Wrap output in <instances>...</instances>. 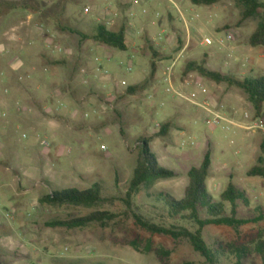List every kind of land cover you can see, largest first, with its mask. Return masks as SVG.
Wrapping results in <instances>:
<instances>
[{
	"label": "rangeland",
	"instance_id": "374dc122",
	"mask_svg": "<svg viewBox=\"0 0 264 264\" xmlns=\"http://www.w3.org/2000/svg\"><path fill=\"white\" fill-rule=\"evenodd\" d=\"M38 1L42 13L0 16V64L4 53L9 64L22 67L8 83L0 73V264H206L187 241L141 230L123 203L140 152L136 141L154 135L168 121L172 127L167 137L155 139L149 148L157 163L176 176L140 190L132 198L134 211L150 224L194 232L197 225L190 216H171L151 194L182 198L188 171L210 150L206 188L214 201L232 182L249 198L247 206L239 207L238 218L262 220L238 229L208 226L204 240L211 247H223L221 264H235L233 247L264 241V178L246 176L262 156L264 109L257 118L243 91L195 72L183 74L188 62L206 56L210 70L241 78L264 76V48L248 44L264 21V10L237 27L241 7L236 0L213 6L191 0ZM28 15L35 16L29 24ZM105 22L112 30L125 26L126 51L81 43L68 31L91 34ZM47 39L64 52L52 56L45 47ZM39 56L43 64L46 59L60 64L48 65L49 73L37 68L38 75L29 77L35 74L31 70L40 63ZM154 57L159 66L156 79L147 90L125 96L127 87L121 83L129 87L146 80ZM174 61L173 87L184 98L168 93L163 81L164 70ZM96 68L107 75L95 78ZM197 82L205 93L196 89ZM205 100L222 105L218 112L235 125H212V116L193 104ZM246 114L262 128L247 130ZM97 182L104 185L107 199L101 206L39 203L52 191L83 190ZM94 210L120 217L106 226H46ZM251 262L261 264V259L253 254L243 264Z\"/></svg>",
	"mask_w": 264,
	"mask_h": 264
},
{
	"label": "trees",
	"instance_id": "16d2710c",
	"mask_svg": "<svg viewBox=\"0 0 264 264\" xmlns=\"http://www.w3.org/2000/svg\"><path fill=\"white\" fill-rule=\"evenodd\" d=\"M223 0H191L194 5L213 6L221 3ZM241 7V17L236 26L240 27L247 20L256 16L261 10H264L262 0H236ZM15 11H33L42 13L38 0H0V16ZM69 33L80 38L81 43L93 41L100 47L108 50L126 51V33L125 26L122 25L118 30L109 29L105 23H100L95 27L91 34L81 33L68 29ZM248 44L252 48H264V21L258 24L252 34L249 36ZM156 57V53L154 52ZM150 62L149 77L142 83L129 86L125 91V96H134L139 92L148 89L149 84L156 79L159 66L156 58ZM47 61V65H58L57 61ZM207 57L204 56L200 61H191L185 65L184 75L198 73L217 85L225 84L229 87H235L245 93L253 106L257 118L261 117L264 109V76L241 78L237 75L210 70L206 67ZM172 122L168 121L161 125L159 131L147 138H139L136 141L140 152L136 166L133 170L132 177L127 184V192L123 203L127 213L130 214L135 225L141 230L152 235H162L173 240L187 241L193 250L198 253L206 264H221V260L226 253L222 246L211 247L204 240L203 232L208 226H225L238 229L242 226L258 223L261 217L253 219L238 218L239 207L247 206L249 198L246 193L239 190L232 182L220 194L219 201L215 202L212 195L207 191L206 180L211 167V151L208 150L198 167H192L188 173V184L184 188L183 196L176 199L169 193L155 191L151 194L163 203L165 209L171 216L187 214L190 216L197 229L191 232L186 229H168L150 224L137 214L133 209L132 198L145 187H151L160 180L171 179L176 176V172L170 168L160 166L154 155L150 152L149 145L155 139L165 138L168 135ZM262 156L259 157L256 165L251 167L247 172L248 178H264V145L261 146ZM104 185L95 183L87 189L66 188L60 191H52L49 194L39 198V203L48 206H74V207H98L107 202L103 196ZM229 205V212L226 209ZM202 214L205 217H202ZM120 217L119 214L94 210L82 216L56 219L46 223L50 228H65L69 230L84 228L91 224L106 226L110 222ZM236 261L235 264H243L245 260L256 254L264 264V241H258L250 246L233 247L231 250ZM249 264H253L252 262Z\"/></svg>",
	"mask_w": 264,
	"mask_h": 264
},
{
	"label": "built area",
	"instance_id": "2783aa9c",
	"mask_svg": "<svg viewBox=\"0 0 264 264\" xmlns=\"http://www.w3.org/2000/svg\"><path fill=\"white\" fill-rule=\"evenodd\" d=\"M122 1V0H121ZM106 26L108 27L110 25L109 22H105ZM206 43L207 44H211V42L207 39L206 40ZM46 49L52 54V55H58V54H62L64 51H63V48L60 47L59 45L57 44H54L53 42H48L46 45H45ZM108 58V57H107ZM110 58V57H109ZM108 58V59H109ZM176 61H174L172 63L171 66H169L166 70H164L163 72V81L165 83L168 84V88H167V92L168 93H174L176 96L180 97V98H184V96L182 95V93H180L179 91H177L174 87H173V74H174V65H175ZM132 65H127L126 67V71L128 73L132 72ZM100 73H104L105 75H107V71H102L100 68H96L95 71H94V77L95 78H99V75ZM84 84H87V80L85 79L84 80ZM121 85L123 87H128L127 83L125 81H123L121 83ZM189 82L187 83V86H189ZM195 87L196 89L198 90H201L203 93L206 92L205 88L203 86L200 85V82H197L195 83ZM194 105H196L197 107L203 109L205 112H207L209 115L212 116V119L210 121V123L214 126H217L219 125L222 121L223 122H226L228 123L229 125H235V123L231 120H229L228 118H226L225 116L221 115L219 112H218V108L217 107H221L222 105H212L210 103L209 100H205L203 101L202 103H193ZM245 120H247L248 122V126H245V128L247 130H258V129H261L262 128V125L258 122H252L250 119H249V116L246 114L245 115ZM46 144V142L44 143ZM47 145V144H46Z\"/></svg>",
	"mask_w": 264,
	"mask_h": 264
},
{
	"label": "crops",
	"instance_id": "0c3cea01",
	"mask_svg": "<svg viewBox=\"0 0 264 264\" xmlns=\"http://www.w3.org/2000/svg\"><path fill=\"white\" fill-rule=\"evenodd\" d=\"M34 18H35V16H32V15H28L27 16V21H28V24L32 21V20H34ZM19 41H21V39H19ZM48 42H53L54 43V41L53 40H51V39H47V42H46V44L48 43ZM31 52V51H30ZM28 53V52H27ZM20 55H22V56H25L26 55V52H22ZM52 55V54H51ZM53 56V55H52ZM1 60H2V62H1V64H0V73H3L4 75V81L5 82H9L10 81V77L13 75V74H15L16 72H19L20 70H21V68L22 67H20V64H9V62L7 61V55H4V53H2V55H1ZM18 57V59L20 60L21 58H20V56H17ZM39 59H40V65L38 64V66L36 65V67H34V68H32V70L31 71H33V73L35 72V74L34 75H30L29 77H33V76H35L36 77V75H38V69L37 68H40V70H43L45 73H49V68L50 67H48V65H47V63L46 64H43L42 63V61H41V57L39 56ZM21 61V60H20ZM34 63H36V61L34 62ZM32 79V78H31Z\"/></svg>",
	"mask_w": 264,
	"mask_h": 264
}]
</instances>
